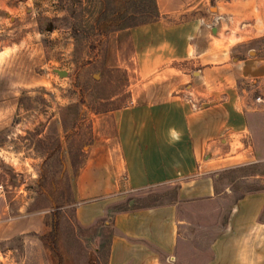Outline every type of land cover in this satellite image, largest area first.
Masks as SVG:
<instances>
[{"label":"rangeland","instance_id":"rangeland-1","mask_svg":"<svg viewBox=\"0 0 264 264\" xmlns=\"http://www.w3.org/2000/svg\"><path fill=\"white\" fill-rule=\"evenodd\" d=\"M169 5L160 14L154 0H0V264H57L41 237L53 217L61 264H106L110 227L75 220L72 181L92 116L141 99L198 103L199 91H219L235 77L262 109L251 120L255 160L217 169L218 197L183 230L192 255L206 257L236 196L264 188V103L255 99L264 100V77L255 75L264 64V0ZM160 17L175 39L190 33L187 55L170 43L153 51L162 54L134 51L135 34L149 46L156 33L148 24ZM246 62L251 77L239 75ZM149 191L129 205L171 199L175 186Z\"/></svg>","mask_w":264,"mask_h":264},{"label":"crops","instance_id":"crops-1","mask_svg":"<svg viewBox=\"0 0 264 264\" xmlns=\"http://www.w3.org/2000/svg\"><path fill=\"white\" fill-rule=\"evenodd\" d=\"M154 1L160 14L170 10V0ZM161 18L148 24L156 33L149 46L135 34L134 51L151 55L170 43L187 55L190 33L175 39ZM252 68L246 62L239 75L251 77ZM255 73L264 77L263 63ZM200 92L198 103L166 95L92 116V139L72 181L73 213L80 225H109L106 264H264L263 187L231 201L207 243L206 257L192 255L188 248L194 241L182 235L202 206L218 197L217 169L255 160L251 120L262 110L235 77L219 91ZM172 185L171 199L129 205L135 196Z\"/></svg>","mask_w":264,"mask_h":264},{"label":"trees","instance_id":"trees-1","mask_svg":"<svg viewBox=\"0 0 264 264\" xmlns=\"http://www.w3.org/2000/svg\"><path fill=\"white\" fill-rule=\"evenodd\" d=\"M57 226V220L55 217L52 218L51 224H50V230L46 234H42L41 237L44 238V245L49 248V250L52 252V255L54 256V259L56 260L57 264H61V258L60 254L58 253L53 240L55 236V230Z\"/></svg>","mask_w":264,"mask_h":264},{"label":"water","instance_id":"water-1","mask_svg":"<svg viewBox=\"0 0 264 264\" xmlns=\"http://www.w3.org/2000/svg\"><path fill=\"white\" fill-rule=\"evenodd\" d=\"M54 70H55L59 75H61V74H65V73H66V71L63 70V69L54 68Z\"/></svg>","mask_w":264,"mask_h":264},{"label":"built area","instance_id":"built-area-1","mask_svg":"<svg viewBox=\"0 0 264 264\" xmlns=\"http://www.w3.org/2000/svg\"><path fill=\"white\" fill-rule=\"evenodd\" d=\"M263 22H264V13H263ZM255 99L261 101L262 103H264V100L262 98H260L259 95H256Z\"/></svg>","mask_w":264,"mask_h":264}]
</instances>
